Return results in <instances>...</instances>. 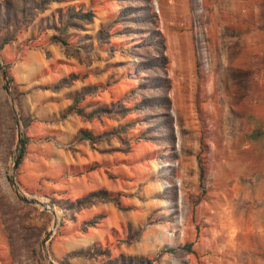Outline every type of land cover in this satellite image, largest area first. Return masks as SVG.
Wrapping results in <instances>:
<instances>
[{
	"label": "rangeland",
	"instance_id": "1",
	"mask_svg": "<svg viewBox=\"0 0 264 264\" xmlns=\"http://www.w3.org/2000/svg\"><path fill=\"white\" fill-rule=\"evenodd\" d=\"M127 1L50 2L14 42L0 50V64L19 118L18 130L29 139L13 179L19 195L49 202L47 196L61 193L56 198L72 199L83 185L84 193L96 189L121 193L122 209L102 203L116 212L106 217L115 220L110 225L120 241L110 236L99 243L109 249L110 257L152 258L154 264H264V173L258 188L249 179L251 172H264V137L247 139L253 128L250 118L264 122V0H150L168 61L164 75L168 110L151 106L157 103L158 92L139 89L141 74H132L138 59L125 50L131 37L109 38L107 45L123 49L122 53L92 47L88 39L80 42L82 36L92 37L106 27L118 10L138 4ZM78 4L92 12L91 22L69 28L63 35L71 48L79 47L78 52L46 44L54 34L51 24L55 28L61 24L57 13ZM69 73L78 76L70 86L55 92L44 89ZM149 74L158 75L156 71ZM83 86H96L81 103L84 112L121 101L130 92L124 101L126 108L147 102H143L144 109L118 117L82 121L70 114L60 120L72 92ZM166 113L176 154L171 163L165 161L166 145L151 137L159 133L146 131L152 125L148 122ZM147 116L149 120L144 119ZM130 122L135 124L124 134L130 142L126 152L120 151L114 138L90 147L72 136L78 129L99 133ZM15 123L0 80V199L20 209L17 225L39 231L37 242L30 244L34 249L30 254L25 241L10 238L0 217V264H46L40 240L50 229L52 215L38 206H22L9 183ZM141 132L148 139L131 142ZM201 133L206 151L201 155L205 176L199 187L195 155ZM81 164L98 167L80 176L63 175L70 172V166L79 170ZM172 190L175 199L169 201ZM53 210L57 223L45 243L46 252L52 262L68 264L59 251L63 240L75 234L76 225L64 222L60 227L58 212ZM34 233L29 230L25 235ZM185 244L191 253L179 250ZM167 248L175 253L161 252ZM83 258L81 264L103 261Z\"/></svg>",
	"mask_w": 264,
	"mask_h": 264
},
{
	"label": "trees",
	"instance_id": "2",
	"mask_svg": "<svg viewBox=\"0 0 264 264\" xmlns=\"http://www.w3.org/2000/svg\"><path fill=\"white\" fill-rule=\"evenodd\" d=\"M56 1L58 0H0V50L14 42L16 35L22 29L30 25L38 14L45 11L47 5L50 2ZM127 2L138 4L135 6H127L118 10L115 17L108 22L106 27L97 30L92 37L82 36L80 38V42L88 39L92 42V47H107L104 48L106 51H119L122 53L124 51L123 49L113 50L112 46L107 45L109 38L112 36L131 37V44L125 50L128 51L127 53L132 57V59H138L137 62H135L134 68L132 69V74L135 76L141 74V76H139L141 79L139 89L152 93L158 92L159 99L156 101V104L151 106L168 110L169 100L165 94V92L168 90V81L164 76L168 61L166 56L163 54V37L160 35L158 30H156V17L150 11V0H128ZM53 18L54 17L51 16V20ZM56 18L58 22L61 21V24L56 28L53 26V24H51L54 34L47 37L46 44L60 45L67 50L71 49L72 52L77 53L79 47L71 48L69 43L65 41V37H63V35L69 28H81L82 24L90 23L92 19V12L90 10H84V7L81 4L71 5L66 7L61 13H57ZM121 25L122 27H119ZM34 39L35 38L25 40L24 44L22 45L30 43L34 41ZM81 45L83 44H80L79 46ZM149 50L153 52L151 55L146 53V51ZM139 51L142 54H130L131 52L138 54ZM151 71H156L158 75L154 76L149 74ZM76 79H78L77 74L69 73L66 76L58 79L53 85L46 86L44 89L55 92L62 87L70 86ZM95 89L96 86H83L75 91L72 95L71 103L67 105L62 111L59 119H64L70 114H74L82 121L99 120L101 117H118L122 116L124 113L132 112L134 109H144L145 104H143V102H147L146 100L143 102L139 101L134 103L130 108H126L124 101H126L125 99L132 94L130 92L124 95L121 101L110 102L106 106L97 105L91 108L88 112H84V105H81V103L84 97L91 95ZM146 118L149 120L148 116L144 117V119ZM250 119L252 121L253 128L247 134V139L248 141H256L257 139L264 137V122L257 117ZM148 123H152V125L151 127H148L146 131L153 130V133H159L158 136L153 135L151 137H157L158 139H161L160 142L166 145L163 150H169V152L165 155V161L168 163L173 162L176 159V154L172 150L173 135L171 121L168 114L166 113V116L157 117L156 121ZM134 124V122H130L118 125L115 128L101 131L99 133H93L87 129H78L75 132L73 138L76 142H86L90 147L98 142L108 141L109 139L114 138L122 147L120 148V151L126 152L130 142L124 138V134L129 128L133 127ZM202 138L203 133L200 134L198 140L199 148L195 155L199 173V187H201L205 176V168L201 155L205 153L206 148L202 143ZM147 139L148 138H146L145 133L141 132L135 136L131 142L136 143L138 141H145ZM28 140L29 139L27 137L23 135L20 136L17 149L18 161L16 167L25 153V146ZM97 167L98 165L96 164H90L87 166H82L77 171H74L72 168H68L70 172L67 173L66 171L63 173V175L80 176L95 170ZM60 195L62 194L52 193L47 196L49 203L55 208L56 212H58V225L60 227L64 222L74 223L75 213L83 209L90 208L95 203H112L117 209H122L119 203V198L123 195L119 192L113 193L104 189H96L73 199L61 197L56 198ZM174 199L175 191L172 190L169 201H174ZM20 203L26 208L30 207L25 203ZM19 210V208L14 207L8 202H2L0 199V217L4 228L8 231L12 240L15 238H20V241H25L26 245H24L27 247V249H29V253L33 254L34 249L32 246H30V244L37 242L39 239V231L34 228L30 229L16 224V221L20 218ZM103 218L104 214H95L90 218L81 221L75 227L74 232L83 234L88 229L95 228ZM9 221H12L13 224H10ZM29 230H35V233L29 235V237H26L25 234ZM112 238L116 242L120 241V239L115 236L114 231H112ZM179 250H184L187 253H191L188 245L186 244L182 245ZM108 251L109 249L106 246L102 247L99 244H91L83 256L102 258L103 261L100 264H154V259L152 258H130L124 257L122 255L110 257ZM161 252L174 254L175 249L167 248Z\"/></svg>",
	"mask_w": 264,
	"mask_h": 264
},
{
	"label": "crops",
	"instance_id": "3",
	"mask_svg": "<svg viewBox=\"0 0 264 264\" xmlns=\"http://www.w3.org/2000/svg\"><path fill=\"white\" fill-rule=\"evenodd\" d=\"M64 75L57 77L55 81L62 78ZM73 93L74 92H72V94ZM72 94H71V96H72ZM66 106L64 107V109L66 108ZM74 133L75 132H73L72 136L74 135ZM75 166L76 165H74L72 167L77 168ZM83 166H84V164H83ZM72 167L70 166V168H72ZM79 167H82V164ZM263 173L264 172L261 171V172H251L249 174V179L251 180V183L256 182V188H258L261 184L260 179L263 178V176L261 177V174H263ZM81 188H82V190H80V192H78V194H74V198L85 194L84 193V185L81 186ZM99 213L104 214V218L100 221V223L95 228H90L89 229L90 232H88L89 230H87L85 233L79 234L77 232H74V229H75L74 228L72 233H75V234H73V236H71L70 238H66L63 240L64 245L62 248H60L61 250L59 251V255L64 257V261L66 263H68V264L84 263L83 254L88 250L91 243L99 244L100 241L103 240V238H107V237H109V239L111 238L110 236H112V235H108V232L109 233L111 232V234H112L113 228H112V225H110V223L111 224L114 223L115 220L111 221L106 216L108 214L114 215V213H116V212L114 211L112 206H109L108 204L95 203L88 210H84V209L81 210L76 215L75 222L72 225L77 226L81 221H84L85 219H88L91 216H93L95 214H99ZM87 234H89V236ZM105 242H107V240ZM79 257H81V258H79Z\"/></svg>",
	"mask_w": 264,
	"mask_h": 264
},
{
	"label": "water",
	"instance_id": "4",
	"mask_svg": "<svg viewBox=\"0 0 264 264\" xmlns=\"http://www.w3.org/2000/svg\"><path fill=\"white\" fill-rule=\"evenodd\" d=\"M0 80H1V83H2L3 91L5 92L6 96L8 97L12 114H13V116L16 119V123H15V126H16L15 148H14L13 160H12L11 167H10V181H9L11 187L13 188L12 189V193L21 202L26 203L28 205L38 206L41 209H43L44 211H48L52 215V222H51V225H50V229L47 230L45 232V234L43 235V237L41 238L40 246H41L42 255H43V258H44L46 264H56V263L52 262L49 259L48 254L46 252V248H45V243L49 240L50 236L53 233V230L55 229L56 223H57V217H56V215L54 213L53 206L44 199L47 202V206L50 208V210H47V209L42 208V205H41V202L39 201V199L34 198V197H30V196L19 195L20 192H19V190H18V188H17V186H16V184H15V182L13 180L14 179L15 170H16V164H17V161H18L17 146H18L19 139H20V132L18 130L19 118L15 114V110H14V107H13V104H12V98H11L10 92L8 90V85H7V82H6L5 73H4V70H3L2 66H1V64H0Z\"/></svg>",
	"mask_w": 264,
	"mask_h": 264
},
{
	"label": "bare ground",
	"instance_id": "5",
	"mask_svg": "<svg viewBox=\"0 0 264 264\" xmlns=\"http://www.w3.org/2000/svg\"><path fill=\"white\" fill-rule=\"evenodd\" d=\"M39 201L41 202L42 208L50 210V208L47 206V202L45 200L39 199Z\"/></svg>",
	"mask_w": 264,
	"mask_h": 264
}]
</instances>
